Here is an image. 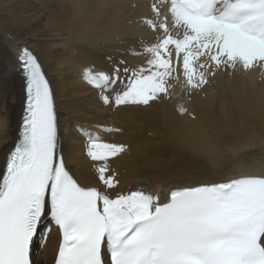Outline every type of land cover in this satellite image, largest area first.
Instances as JSON below:
<instances>
[{"label":"snow or ice","instance_id":"snow-or-ice-1","mask_svg":"<svg viewBox=\"0 0 264 264\" xmlns=\"http://www.w3.org/2000/svg\"><path fill=\"white\" fill-rule=\"evenodd\" d=\"M157 35L132 55L138 67L112 62L83 79L106 106L150 107L170 99L173 81L200 91L220 70L264 67V0H154ZM24 100L17 139L0 170V264H34L33 243L55 226V264H264V173L198 181L159 195L115 192L108 161L127 145L87 129L86 155L105 188L82 185L69 171L56 99L38 59L18 54ZM111 61V57H109ZM180 114L187 113L182 105ZM99 127V126H98ZM120 132L119 128H103Z\"/></svg>","mask_w":264,"mask_h":264},{"label":"bare ground","instance_id":"bare-ground-1","mask_svg":"<svg viewBox=\"0 0 264 264\" xmlns=\"http://www.w3.org/2000/svg\"><path fill=\"white\" fill-rule=\"evenodd\" d=\"M151 0H0V170L16 138L23 79L17 55L26 46L52 84L67 166L82 185L100 184L80 128L127 145L108 161L119 181L115 192L142 191L164 199L166 187L264 173V67L220 70L200 91L185 94L173 81L170 99L150 107L104 105L83 79L84 70L112 62L144 63L142 43L157 35L141 18L154 19ZM118 37V40H116ZM111 57V61H109ZM187 109L180 114L178 106ZM99 126V127H98ZM103 128H119L106 132ZM147 183L142 188L137 184ZM33 243L34 264H53L60 234L55 226Z\"/></svg>","mask_w":264,"mask_h":264},{"label":"water","instance_id":"water-1","mask_svg":"<svg viewBox=\"0 0 264 264\" xmlns=\"http://www.w3.org/2000/svg\"><path fill=\"white\" fill-rule=\"evenodd\" d=\"M21 48H23V46H21L20 49H21ZM18 54H19V52H18ZM18 68H19V67H18Z\"/></svg>","mask_w":264,"mask_h":264},{"label":"rangeland","instance_id":"rangeland-1","mask_svg":"<svg viewBox=\"0 0 264 264\" xmlns=\"http://www.w3.org/2000/svg\"><path fill=\"white\" fill-rule=\"evenodd\" d=\"M116 40H118V37H116Z\"/></svg>","mask_w":264,"mask_h":264}]
</instances>
